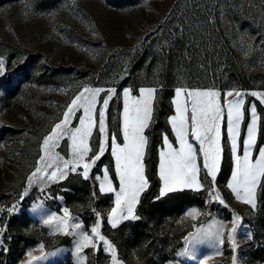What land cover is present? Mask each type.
Instances as JSON below:
<instances>
[{
	"label": "rangeland",
	"instance_id": "374dc122",
	"mask_svg": "<svg viewBox=\"0 0 264 264\" xmlns=\"http://www.w3.org/2000/svg\"><path fill=\"white\" fill-rule=\"evenodd\" d=\"M0 60L5 64L0 75V229L4 230L0 239L7 248L0 249V264H28L29 253L34 257L46 254L32 264H233V256L236 264H264L263 179L256 189L254 210L237 200L228 187L235 159L226 103L235 97L225 95L246 94L236 137V154L241 157L252 119L250 108L256 106V145L250 156L254 163L264 146V103L250 95L264 96V0H0ZM125 88L137 98L141 88L157 89L152 120L145 129L147 148L156 154L159 180L150 202L177 200L172 193L182 191L191 201L166 202L159 211L146 205L141 215L139 200L135 212L141 219L113 228L107 214L115 206L120 183L110 149L92 165L87 179L79 174L82 165L64 179H47L65 161L73 160L71 132L81 127L84 107L75 109L54 148L46 151L43 142L63 120L73 99L83 93L88 100L81 98L78 104L86 106L92 100V92L85 89H102L95 97V120L103 98L115 89L105 109V123L108 134H116L117 143L123 144ZM177 88L220 93V168L215 181L205 178L200 142L191 135L192 100L181 96L180 104L187 108V139L197 150L196 164L201 169L197 179L203 187L156 199L161 187L159 153L166 150L163 137H168L173 148H180L169 120L177 115L173 103ZM99 140L98 126H93L87 139L92 151L85 162L91 163L90 158L98 153ZM143 163L148 178L146 155ZM49 164L52 167L46 168ZM37 168L43 172L33 177ZM105 168L113 192L100 191ZM216 193L223 204L215 199ZM13 206L16 209L9 213L7 209ZM65 208L69 226L82 224L89 236L96 213L101 214L99 231L116 249L115 262L102 242L95 240L77 255L79 236L57 231L58 221L43 223L53 214L63 218ZM192 209L197 210L195 217L188 215ZM234 217L239 218L233 233L235 251L228 240ZM217 227L223 229V244L196 236L198 230L202 237L205 230L214 232ZM16 241L21 247L25 244L20 255L18 245L11 250ZM186 247L192 248L191 255L183 254Z\"/></svg>",
	"mask_w": 264,
	"mask_h": 264
},
{
	"label": "snow or ice",
	"instance_id": "6c2138e0",
	"mask_svg": "<svg viewBox=\"0 0 264 264\" xmlns=\"http://www.w3.org/2000/svg\"><path fill=\"white\" fill-rule=\"evenodd\" d=\"M5 71V64L3 60H0V75ZM85 92H92V100L88 101L87 105H80L78 101L81 98L88 100L81 93L68 105L67 110L64 112V118L60 123L56 124L52 129V132L45 137L43 147L46 151H50L55 147V141L61 136V132L70 123V117L75 115V109L78 107H84V117H80L81 127L71 132L72 139V157L71 162L65 161L64 167H57L55 171H52L47 176L49 181L55 179H64L69 172H77V165H82L83 172L79 173L88 178V173L92 168V165L100 159L106 149H110L113 157L116 161V172L117 178L119 179L120 187L119 191L116 192V198L114 201L115 206L107 214L108 223L113 228L117 227L124 221H137L141 219L136 215L135 209L140 200V195L149 187V180L145 175L144 168V157L148 147V137L145 135V129H147L152 120L153 114V101L155 99V88H141L139 89L140 96L133 97L131 95V89L125 88L123 90L124 96V113H123V144L117 143L116 134L109 135L105 123V109L111 99V94H115L116 90H109L110 95L103 98V107L98 110L99 119L93 118V112L95 108V97L99 95L102 89H85ZM176 99L173 103L176 105V116L170 117V123L172 124L173 130L176 133L177 140L179 141V150L172 147L168 137H163L164 147L166 150H161L160 165H159V177L162 181L159 189V196L156 199H160L168 195L169 193L180 191L184 189L199 190L203 187L200 180L197 179L201 169L197 167L196 155L197 150L193 148V145L188 142L187 135V120L185 117L186 107H182L179 101L181 96L186 95L188 99L192 100V114L191 120V135L192 138L200 142L199 151L203 153L204 157V169H206L205 178L211 177L213 181L216 179V174L220 168L221 161V146L219 140V124L218 118L221 113V108L218 104L217 98L220 93L217 91L210 90H192L188 91L185 88H177ZM227 96H234L233 100L227 101L226 107L228 110L227 118L229 121V132L231 133V152L235 159V168L232 173V180L229 182L228 187L236 195L237 200H241L243 203L251 206L254 210L257 207L256 203V189L260 185L262 179H264V146L259 148V155L256 157L253 163L250 159L251 149L256 145L257 135V117H256V106L252 105L250 112L252 114L251 123L247 127V135L243 141V157L237 155V139L239 135V125L243 118L244 113L241 108L245 103L243 97L246 95L242 91L227 92ZM252 96H258L261 102L264 103V96L256 92L250 93ZM131 102V104H130ZM198 113L200 118L198 119ZM98 126L100 133L99 150L98 153L93 155L91 163L85 162V157L92 149L89 147L87 139L92 135V127ZM58 130H61L58 132ZM63 134H67L64 132ZM211 134V135H210ZM207 141V146H205ZM58 155V154H57ZM41 161L45 160L44 156H41ZM71 165V166H70ZM46 168H51L52 165H46ZM41 168H37L36 173H33V177L37 176V173H42ZM30 177V180H33ZM35 182V181H33ZM100 191L113 192L115 191L111 187V182L108 180V169L105 168L104 183L100 185ZM23 199V196L21 197ZM215 199L219 200L220 203L224 201L220 198L219 194L216 193ZM16 209V206L8 208L7 211L12 213ZM63 218L56 217L55 214L44 220L45 225H52L54 221L56 223L57 231H61L67 235H77L80 237V241L76 246V253L82 251L83 248L87 247L93 240L102 242L104 250L110 252L115 262L117 260L116 249L104 236L100 234L101 226V214L96 213L97 221L95 226L91 228L92 235L89 236L83 231V225L74 223L69 226L70 214L67 208L63 209ZM197 210L192 209L188 215L195 217ZM239 218L234 217L233 226L228 230V240L232 243L233 251L236 250V243L233 237V233L237 230V222ZM3 229H0V235L3 233ZM222 228L217 227L216 231L211 229L205 230L203 236L198 230L196 236L198 238L212 239L214 242L220 244L224 243L223 239H220ZM249 238H251L249 236ZM193 242H196L195 240ZM41 249L44 247L40 246ZM0 249L7 251L4 247V242L0 239ZM192 248L186 247L184 255H191ZM46 255V254H43ZM41 257H31L28 264H32L33 260H39ZM203 264V262H201ZM233 264H236V256H233Z\"/></svg>",
	"mask_w": 264,
	"mask_h": 264
},
{
	"label": "trees",
	"instance_id": "16d2710c",
	"mask_svg": "<svg viewBox=\"0 0 264 264\" xmlns=\"http://www.w3.org/2000/svg\"><path fill=\"white\" fill-rule=\"evenodd\" d=\"M167 85L168 84H166V86ZM166 105H167V102H166ZM152 150H153V148L151 150H149V148H147V150H146V153H147L146 154V164H148L147 174H148V178L150 180V185L141 195L140 204L138 206V211L140 212L141 215L144 214L146 205H150L154 208V210L159 211L163 207V205H165L167 203L180 205V204L189 203L191 201V200L187 199V197H186L187 193L185 191H182V192L172 193V195H174V197L175 196L177 197V200L172 201V199H171V200H167V201L166 200H158V201L150 202V199L152 197L156 196V193L158 190V185H159V180L157 179L156 171H155L157 158H156V154L152 153ZM260 197H261V199L264 197V179H263L261 186H260ZM168 201H172V202H168ZM141 223H142V228L145 227L144 222H138L137 224L140 225ZM24 241H27V239L25 238ZM22 242H23V240H22ZM17 245L19 247H21L20 246L21 244H18L17 241L14 242V246H13V248H11L12 252H13V250H15L18 247ZM24 245L19 249L18 255H20L22 253V251H23L22 248H24ZM14 256L16 257V254H14ZM61 264H64V263H61Z\"/></svg>",
	"mask_w": 264,
	"mask_h": 264
},
{
	"label": "crops",
	"instance_id": "0c3cea01",
	"mask_svg": "<svg viewBox=\"0 0 264 264\" xmlns=\"http://www.w3.org/2000/svg\"><path fill=\"white\" fill-rule=\"evenodd\" d=\"M159 165H160V155H159V159H158V172H159ZM162 183V181H161Z\"/></svg>",
	"mask_w": 264,
	"mask_h": 264
}]
</instances>
